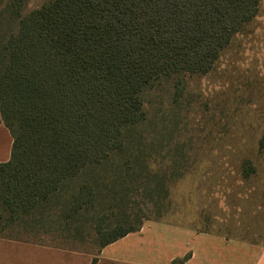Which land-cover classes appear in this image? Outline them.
Instances as JSON below:
<instances>
[{
    "label": "trees",
    "instance_id": "obj_1",
    "mask_svg": "<svg viewBox=\"0 0 264 264\" xmlns=\"http://www.w3.org/2000/svg\"><path fill=\"white\" fill-rule=\"evenodd\" d=\"M260 1L52 0L25 15L24 0H0V123L13 138L0 240L89 219L102 250L160 220L169 190L139 131L143 93L209 73ZM184 91L176 81L175 101Z\"/></svg>",
    "mask_w": 264,
    "mask_h": 264
},
{
    "label": "rangeland",
    "instance_id": "obj_2",
    "mask_svg": "<svg viewBox=\"0 0 264 264\" xmlns=\"http://www.w3.org/2000/svg\"><path fill=\"white\" fill-rule=\"evenodd\" d=\"M4 7L9 0H1ZM52 0H24L23 13ZM184 94L174 99L176 81ZM140 126L154 173L166 177L163 220L195 232L260 243L264 238V0L206 75L162 79L143 93ZM16 229L6 237L97 255L93 222ZM159 220L155 214L149 221Z\"/></svg>",
    "mask_w": 264,
    "mask_h": 264
},
{
    "label": "crops",
    "instance_id": "obj_3",
    "mask_svg": "<svg viewBox=\"0 0 264 264\" xmlns=\"http://www.w3.org/2000/svg\"><path fill=\"white\" fill-rule=\"evenodd\" d=\"M1 119V111H0ZM13 138L0 123V163L11 159ZM93 254L30 242L1 239L0 264H91ZM264 264V238L260 243L195 232L171 219L147 221L103 248L97 264Z\"/></svg>",
    "mask_w": 264,
    "mask_h": 264
}]
</instances>
